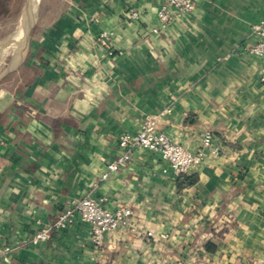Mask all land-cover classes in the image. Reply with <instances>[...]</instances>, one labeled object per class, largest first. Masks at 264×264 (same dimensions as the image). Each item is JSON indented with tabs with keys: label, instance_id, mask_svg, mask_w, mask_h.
<instances>
[{
	"label": "crops",
	"instance_id": "1",
	"mask_svg": "<svg viewBox=\"0 0 264 264\" xmlns=\"http://www.w3.org/2000/svg\"><path fill=\"white\" fill-rule=\"evenodd\" d=\"M42 7L0 76V264H264V80L251 51L264 0H195L158 32V0ZM164 109L158 128L190 151L213 133L219 153L185 172L196 181L180 188L160 153L140 147L109 170L125 154L119 135ZM85 197L130 207V226L95 247L76 217L31 242Z\"/></svg>",
	"mask_w": 264,
	"mask_h": 264
},
{
	"label": "built area",
	"instance_id": "2",
	"mask_svg": "<svg viewBox=\"0 0 264 264\" xmlns=\"http://www.w3.org/2000/svg\"><path fill=\"white\" fill-rule=\"evenodd\" d=\"M195 8V0H158L157 26L153 32L165 29L176 17L188 14ZM128 17L138 20L141 17L139 10H132ZM253 31L258 39L251 46V51L262 57L261 79L264 80V18L253 24ZM111 33L102 31L97 37L100 46L107 47L112 53L109 43ZM168 109H164L155 115L143 119L141 127L135 132H123L118 137V145L125 154L117 162L108 165L109 170L117 169L119 162L127 157L133 148L140 147L160 153L161 157L169 163L177 175L185 173L192 165L198 164L204 157L206 149L218 154L219 149L213 146V133L205 129L201 134V147L198 151H190L182 144L173 141L168 135L158 128V119ZM132 209L127 206L111 209L96 199L85 197L72 200L58 215L52 225L41 227L32 236L31 242L35 245L45 242L50 236L51 229H64L68 227L76 217L87 223L90 228V239L95 247L103 245L106 235L114 229L126 228L131 224ZM149 235H153L148 232Z\"/></svg>",
	"mask_w": 264,
	"mask_h": 264
},
{
	"label": "rangeland",
	"instance_id": "3",
	"mask_svg": "<svg viewBox=\"0 0 264 264\" xmlns=\"http://www.w3.org/2000/svg\"><path fill=\"white\" fill-rule=\"evenodd\" d=\"M40 1L41 0H31L32 9L30 12L28 25L26 26L27 33H25V38L23 39L21 44L20 54L26 46L29 34L31 32V27L37 12H40L39 10H45L43 7L40 9L38 8ZM23 2V0H17L16 3H19L18 7H13L4 16H0V76L9 67H11L15 57L16 46L13 44L11 38H13V35L17 34L18 29L20 27L21 17L24 12V7L22 5Z\"/></svg>",
	"mask_w": 264,
	"mask_h": 264
},
{
	"label": "bare ground",
	"instance_id": "4",
	"mask_svg": "<svg viewBox=\"0 0 264 264\" xmlns=\"http://www.w3.org/2000/svg\"><path fill=\"white\" fill-rule=\"evenodd\" d=\"M31 9H32L31 0H27L24 6V12L21 17L20 27L18 29V32L16 35H13V38H11L13 44L16 46V53H15V57L12 62V65H14L21 56L20 55L21 44H22L23 39L25 38V33H27L26 26L28 25V22H29V16H30Z\"/></svg>",
	"mask_w": 264,
	"mask_h": 264
},
{
	"label": "trees",
	"instance_id": "5",
	"mask_svg": "<svg viewBox=\"0 0 264 264\" xmlns=\"http://www.w3.org/2000/svg\"><path fill=\"white\" fill-rule=\"evenodd\" d=\"M17 0L6 1L2 0L0 3H4L5 7L0 6V16H4L7 12H9L13 7H18L19 3H16ZM13 3V6L8 7L9 4ZM7 5V6H6ZM196 181L195 175H186L182 173L178 176V186L182 188L183 186L191 185Z\"/></svg>",
	"mask_w": 264,
	"mask_h": 264
},
{
	"label": "water",
	"instance_id": "6",
	"mask_svg": "<svg viewBox=\"0 0 264 264\" xmlns=\"http://www.w3.org/2000/svg\"><path fill=\"white\" fill-rule=\"evenodd\" d=\"M4 74V73H3Z\"/></svg>",
	"mask_w": 264,
	"mask_h": 264
}]
</instances>
